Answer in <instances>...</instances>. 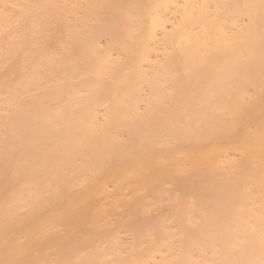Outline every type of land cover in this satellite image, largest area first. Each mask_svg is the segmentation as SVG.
I'll return each mask as SVG.
<instances>
[{"label": "bare ground", "instance_id": "bare-ground-1", "mask_svg": "<svg viewBox=\"0 0 264 264\" xmlns=\"http://www.w3.org/2000/svg\"><path fill=\"white\" fill-rule=\"evenodd\" d=\"M0 264H264V0H0Z\"/></svg>", "mask_w": 264, "mask_h": 264}]
</instances>
